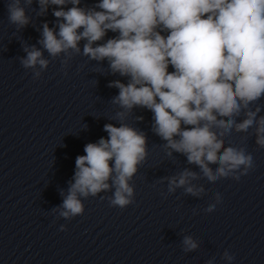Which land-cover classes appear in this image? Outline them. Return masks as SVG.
<instances>
[{
    "label": "clouds",
    "instance_id": "1",
    "mask_svg": "<svg viewBox=\"0 0 264 264\" xmlns=\"http://www.w3.org/2000/svg\"><path fill=\"white\" fill-rule=\"evenodd\" d=\"M37 2L40 14L49 5L58 6L53 9L58 31L44 23L39 41L50 57L79 53L83 40L85 56L106 60L113 74L127 78V83L114 80L108 85L119 90L111 101L120 109L113 117L119 126L105 124L107 138L86 144L85 154L77 156L68 194L52 210L59 217L71 220L83 214L78 194L95 197L110 187L115 189L111 206L124 209L135 202L129 181L148 155L145 133L125 122L136 107L153 113L152 132L164 141L160 147L167 157L181 154L199 168V173L185 168L162 178L167 194L183 188L200 197L205 188L193 181H239L254 168L247 148L226 146V138L233 132L254 135L255 144L264 148V0H98L90 8L81 7V0ZM68 3L72 6L65 10ZM31 4L8 0L9 23L18 30L26 27L30 18L25 9ZM109 31L117 35L96 43ZM24 51L22 67L33 69V78L39 79L49 60L34 45ZM222 200L216 193L204 211H215ZM182 244L184 252L198 248L191 236ZM222 258L231 264L234 256L225 250Z\"/></svg>",
    "mask_w": 264,
    "mask_h": 264
}]
</instances>
